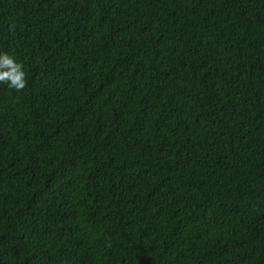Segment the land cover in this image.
Instances as JSON below:
<instances>
[{"label": "trees", "instance_id": "obj_1", "mask_svg": "<svg viewBox=\"0 0 264 264\" xmlns=\"http://www.w3.org/2000/svg\"><path fill=\"white\" fill-rule=\"evenodd\" d=\"M0 264H264V0H0Z\"/></svg>", "mask_w": 264, "mask_h": 264}, {"label": "clouds", "instance_id": "obj_2", "mask_svg": "<svg viewBox=\"0 0 264 264\" xmlns=\"http://www.w3.org/2000/svg\"><path fill=\"white\" fill-rule=\"evenodd\" d=\"M24 65L17 62L7 53L0 54V84H5L9 89L22 91L26 87Z\"/></svg>", "mask_w": 264, "mask_h": 264}]
</instances>
